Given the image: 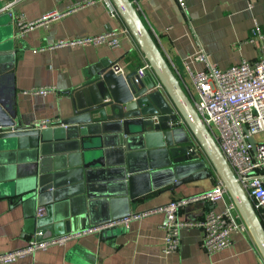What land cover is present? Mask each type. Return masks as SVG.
Listing matches in <instances>:
<instances>
[{
	"label": "crops",
	"instance_id": "1",
	"mask_svg": "<svg viewBox=\"0 0 264 264\" xmlns=\"http://www.w3.org/2000/svg\"><path fill=\"white\" fill-rule=\"evenodd\" d=\"M0 3L10 12L0 24V41L4 46L0 57L3 71L0 76V124L13 120L21 127H40V130L67 128L61 123L74 117L73 91L93 81L98 71L112 62L121 65L124 75L137 72L146 62L131 36L123 37L117 49L55 47L61 40L120 29L123 22L109 14L105 0H0ZM185 3V12L175 0H137L135 5L175 77L176 71L182 73V61L200 48L221 69L242 60L253 62L257 59V47L249 38L255 23L264 34V0H185ZM51 12L60 16L46 24L32 26L22 37L16 36V15L22 14L24 21L30 23ZM191 67L199 70L202 65L194 63ZM142 78L147 82L155 80L151 71ZM157 86V92L169 103L162 87ZM39 88L53 90L46 95L31 92ZM44 122L49 124L43 128L40 124ZM180 124L191 138L181 119ZM99 132L104 133V129L100 127ZM61 135L64 134L59 132L53 137ZM68 141L71 140L63 142L72 143ZM106 141L114 143L115 139L107 138ZM254 141L264 142V134L256 135ZM74 143H78L77 140ZM136 143L132 144L134 151L141 149ZM91 153L87 161L91 163L92 168L88 170L94 181L89 183V190L100 203L93 206V211L97 219H102L105 214L109 217L113 210L116 213L125 210L110 203V195L119 189L117 179L122 173L117 171L119 167L113 166L117 158L104 160L108 167L97 168V164L93 166L92 163L97 161L98 155L94 150ZM30 154V151H17L9 146L0 152V255L25 249L34 240L31 218L37 204L21 202L22 196H17L28 188L26 178L19 181L17 176L29 174L30 170L24 166L30 162ZM200 157L205 159L203 154ZM208 171L210 178L182 184L172 190L168 185L129 204V214L124 219L133 215L138 218L132 219L128 228L121 224L96 228L86 219V223L74 229L103 230L82 232L62 246L49 245L46 250L35 251L10 264H264L249 233L236 234L229 249L207 254L200 247V230L183 229L179 249L169 255L162 253L165 220L162 208L165 205L185 202L178 215L179 220L185 222L201 220L210 210H222L223 202L211 205L199 199L217 180L210 166ZM70 192L68 187L67 195ZM75 199L81 200L75 203ZM84 203L85 199L80 197L61 201L58 205L67 210L74 205V210H82ZM261 222L264 226V219ZM50 238V232L43 234V240Z\"/></svg>",
	"mask_w": 264,
	"mask_h": 264
},
{
	"label": "water",
	"instance_id": "2",
	"mask_svg": "<svg viewBox=\"0 0 264 264\" xmlns=\"http://www.w3.org/2000/svg\"><path fill=\"white\" fill-rule=\"evenodd\" d=\"M111 2L150 66L155 80L147 82L136 72L117 75L110 69V64L98 71L93 81L72 92L74 117L61 123L67 128L40 130L21 127L13 120L0 124V152L9 146L13 150L31 153L30 162L24 166L30 170L29 174L17 176L19 181L26 178L28 188L17 196H22L21 202L36 203V211L44 209L40 216L35 212L31 218L34 240L42 241L47 231L52 234V240L81 233L87 229L74 228L82 226L86 219L93 226L124 219L129 214V204L138 202L153 191L168 185L172 190L182 184L210 178V166L236 206L264 261V226L215 141L131 0ZM7 16L5 5L0 3V24ZM1 42L0 57L4 47ZM2 74L0 65V76ZM157 85L162 87L169 103L157 92ZM180 119L191 138L182 128ZM100 127L104 133L99 132ZM59 132L64 135L53 137ZM107 138L115 139L114 143H107ZM133 141H137L136 147L141 149L134 151ZM194 142L202 149L205 159L194 153ZM250 144L254 146L253 139ZM93 150L98 155L93 166L108 167L103 161L117 158L113 166L119 167L117 171L122 173L117 179L119 189L110 195V203L125 210L119 213L113 210L109 217L105 214L102 219H97L93 211V206L100 203L89 190V183L94 180L90 178L88 169L92 166L87 160ZM101 153L105 155L100 156ZM17 168L21 169L20 165ZM68 187L71 190L69 195L66 193ZM80 197L85 199L82 210H74V205L68 210L58 205L61 201ZM75 200L77 203L81 199Z\"/></svg>",
	"mask_w": 264,
	"mask_h": 264
},
{
	"label": "built area",
	"instance_id": "3",
	"mask_svg": "<svg viewBox=\"0 0 264 264\" xmlns=\"http://www.w3.org/2000/svg\"><path fill=\"white\" fill-rule=\"evenodd\" d=\"M105 1L109 14L121 20L111 0ZM175 1L179 9L185 12V0ZM131 2L136 8L137 0H131ZM59 16V13L51 12L42 16L39 21L27 23L23 15L18 14L14 17L16 36L22 37L32 26L40 23L46 24ZM126 36H131V34L123 24L118 30L106 31L81 39L61 40L56 43L55 47L103 46L108 49H117L121 45V39ZM249 42L255 44L258 51V57L253 62L242 60L237 65L221 69L211 62L208 54L200 48L182 61V73L176 71V78L261 220L264 219V142H255L254 137L264 134V34L257 23L254 24ZM194 63L201 64L202 68L194 70L191 67ZM110 69L117 75H124V70L117 61L111 63ZM147 71L151 70L145 62L136 73L142 78L146 76ZM52 90L51 88H39L31 92L46 95ZM47 124L49 123L44 122L40 126L44 128ZM251 139L254 141L253 147L250 144ZM192 149L199 157L202 156V149L196 142L193 143ZM199 199L211 205L223 202V208L219 212L210 210L201 220L194 222L179 220V210L185 204L183 201L171 202L162 208L165 220L162 225L164 237L161 251L164 255L175 253L179 249L180 234L183 229L197 228L200 230V247L207 254L229 249L236 234L248 233L236 206L218 178L212 189ZM36 212L40 216L44 209H37ZM137 218L138 216L134 215L128 216L126 219L95 227L105 228L121 224L128 228L129 222ZM90 230L101 231L103 229H87L83 233ZM81 233L55 240H52L53 238L40 242L33 240L25 249L0 255V264L13 263L35 251L46 250L52 244L62 246L67 240Z\"/></svg>",
	"mask_w": 264,
	"mask_h": 264
}]
</instances>
